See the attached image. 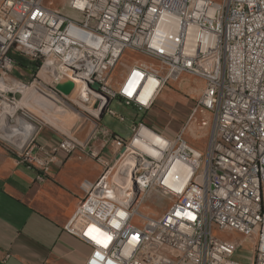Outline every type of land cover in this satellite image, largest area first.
Here are the masks:
<instances>
[{
	"label": "built area",
	"instance_id": "obj_1",
	"mask_svg": "<svg viewBox=\"0 0 264 264\" xmlns=\"http://www.w3.org/2000/svg\"><path fill=\"white\" fill-rule=\"evenodd\" d=\"M67 5L70 13L63 15L45 0H0V141L18 153L20 164L37 169L39 178L60 157L90 158L104 165L101 178L65 226L92 247L85 264H264V0H68ZM45 50L55 51L49 73L55 79L65 82L78 75L77 101L63 100L38 82ZM127 50L163 64L165 77L143 64L138 67L158 79L161 90L184 73L204 81L190 120L197 122L199 113L201 126L207 127L206 114L214 115L205 151L186 140V127L168 138L139 123L129 141L109 134L101 142L99 130L87 142L72 132L62 133L51 151L40 154L32 129L19 120L33 113L22 106L21 89L85 106L94 119L102 109L92 108L95 84L111 99L120 97L147 109L154 100L146 106L124 94L121 86L111 90L110 74ZM14 53L29 61V70L34 68L30 82L11 77L17 64ZM144 127L166 144L161 159L132 146ZM97 141L102 148L112 144L123 153L133 152L132 162L144 156L139 174L130 175L120 166V180H113L111 162ZM178 163L191 172L189 181L166 186L169 169ZM151 190L170 201L161 216L137 209ZM192 198H200V215L187 211ZM105 202L110 209L102 215ZM136 216L141 225L133 223ZM91 225L103 231L106 245L89 235ZM235 233L253 241L249 262L236 259L238 242L220 236Z\"/></svg>",
	"mask_w": 264,
	"mask_h": 264
},
{
	"label": "crops",
	"instance_id": "obj_2",
	"mask_svg": "<svg viewBox=\"0 0 264 264\" xmlns=\"http://www.w3.org/2000/svg\"><path fill=\"white\" fill-rule=\"evenodd\" d=\"M183 82L176 85V90L183 96H189L190 83ZM196 84L198 86L201 82ZM176 94L166 96L162 93L149 108L143 110L134 104H127L120 97H114L102 119L90 116L91 120L75 125L72 133L81 142L89 141L98 130L101 142L109 134L129 141L134 125L143 123L168 138H174L181 130L175 129L176 122L171 126L172 120L185 119L191 111L189 99L185 96L177 99ZM114 101L118 102V107L129 108L127 118L111 108ZM177 104L181 110L174 116L169 107L174 109ZM162 118H168V122L164 123ZM50 119L53 120L52 117ZM31 129L40 154L51 151L63 138L58 128L47 123L40 122ZM189 129L195 135L194 127ZM99 141L97 147L102 156L112 162L116 156L115 148L112 144L102 148ZM205 148L199 150L204 151ZM103 172L104 165L96 160L60 157L39 178L37 169L20 164L18 153L10 151L0 141V264H85L92 247L67 233L65 226Z\"/></svg>",
	"mask_w": 264,
	"mask_h": 264
},
{
	"label": "rangeland",
	"instance_id": "obj_3",
	"mask_svg": "<svg viewBox=\"0 0 264 264\" xmlns=\"http://www.w3.org/2000/svg\"><path fill=\"white\" fill-rule=\"evenodd\" d=\"M67 1L68 0H45L46 4L53 10L58 11L59 13L63 14V15H69L70 11L67 5ZM13 57L17 60V64L16 67L14 69L13 74L11 75L12 78H17L19 80H22L23 82L27 83L30 82L32 80V71L34 72V68L33 70H29L27 67H29V61L26 60L25 58L21 57L20 55L14 53ZM141 64H143L144 66L150 68H153L155 70H158L159 72V76H166L167 74V70L165 68L160 69L161 67H164L163 64L155 58L149 57V56H145L144 54H142L139 51H135V50H127L122 58L119 60L116 68L111 72L110 74V79H111V90L112 91H118L120 86L122 85V83L124 82L125 78L127 77V75L129 74V72L133 69V68H138ZM187 78V79H185ZM184 80L185 83H190V95L189 96H185L187 99H189V108H190V115L187 118H180V121H174L172 120L173 124H171V126L174 125V123L176 122L178 125L176 127L175 125V129L177 130H183L186 127V139L187 141L191 144L192 147L196 148V149H201L202 147H206L209 141V138L211 136L212 130H213V119H214V115L212 114H206L207 118L210 120V125L207 127H202L200 120L202 118V115L197 113V122H195V118L190 120V117L194 111V109L197 106L198 100L200 99L203 90H204V81L202 79H200L199 77H196L194 75L188 74V73H184L182 74V76L180 77V79L178 81H173L171 80L168 84L166 83L165 86H163L162 88V93L167 96V94H176V98H182L184 97L182 92L176 90V85H179L180 83H182ZM199 81V83L201 82V85L199 88L197 86V82ZM183 82V83H184ZM198 89V90H197ZM30 91V90H28ZM161 93V95H162ZM34 94V93H33ZM36 95V94H34ZM160 95V96H161ZM37 96L34 97V100H36ZM17 98L20 100L22 99V95L18 94ZM76 98V95L74 96V100ZM38 100V99H37ZM77 101V100H76ZM33 104V101H32ZM179 104H177V107H175L174 109L169 107L171 112H173L174 116H177L178 110H181V107L178 106ZM75 106L78 110H80L83 113H86L88 115V113L86 112V110L82 109V106L79 108L77 107L75 104L73 105ZM39 109V107H37ZM111 108L117 110V112H121L126 118L128 116V112H129V108L122 106V107H118V102L114 101L111 104ZM173 109V111H172ZM59 110V111H58ZM58 111V113H57ZM60 111H63L64 114H61ZM60 112V113H59ZM45 113V112H44ZM75 113V114H74ZM52 115L50 116V118L52 117L51 120L48 116H45V118L47 119H43L42 117H40L37 114H34V112L32 114H23L21 117L25 120H27L29 123L32 124V126L37 125L38 123H47L50 124L56 128H58V133H65L70 135V133L73 131V128L75 125H77L79 122H85L86 119L81 117L80 114L76 113L75 111H73L70 107H68V105H66V103L64 102H59L58 107L56 109L53 110V112L51 113ZM61 117L64 119V123L61 124L62 128L59 126L58 127V116L60 118ZM29 118V119H28ZM56 118V119H55ZM161 120V118H159ZM45 120V121H42ZM163 121H165L164 123L168 122V118L164 119L162 118ZM184 120V123H181ZM181 126V127H180ZM190 126L194 127L195 130V135L192 133V131L189 129ZM37 127V126H36ZM180 131V132H181ZM205 135V136H204ZM202 137H206V139H202ZM192 139L194 141L191 142V140L189 141V139ZM205 143V145H204ZM130 149H134L133 147H130ZM206 149V148H205ZM135 150V149H134ZM137 151V150H135ZM205 151V150H204ZM114 153V152H112ZM115 158L113 159V161L110 163V168H112L113 172H116L117 169L120 168V166L122 165V159H125L128 155L129 152L127 153H123L120 150L115 149ZM170 207V201L167 197H165L161 192L157 191V190H151V192L148 193L147 196H145L139 207L137 208L139 210L140 213L143 214H147V215H151V216H161L163 215ZM134 224L136 225H141V220L139 216H136L134 218L133 221ZM220 236L223 237H227L230 238L232 241L238 242L240 244V248L239 251L237 252L236 255V259L240 262H249L252 258L253 252H254V247H253V241L251 240V238H249L246 235L240 234V233H235V234H220Z\"/></svg>",
	"mask_w": 264,
	"mask_h": 264
},
{
	"label": "bare ground",
	"instance_id": "obj_4",
	"mask_svg": "<svg viewBox=\"0 0 264 264\" xmlns=\"http://www.w3.org/2000/svg\"><path fill=\"white\" fill-rule=\"evenodd\" d=\"M55 61V51L45 50L40 57V64L38 66V82L50 89L53 93H57V96L63 100H74V92L79 87L78 75H71L70 81L75 83L74 88L70 95H64L57 90V85L64 81H58L52 75L50 71L52 69V63ZM11 82V79H8ZM200 85L198 86V88ZM121 90L124 94L138 102L148 106L158 95L161 93V83L155 77L149 75L144 70L133 68L124 82L121 85ZM24 92V98L21 102L23 107H27L30 111L39 115L43 119L45 116L52 115L54 109L57 108L59 102L55 99L43 94L37 89H31L28 91L26 88L21 89ZM51 92V93H52ZM36 95H34V94ZM37 96L36 100L34 97ZM33 101V104H32ZM39 107V109L37 108ZM82 109L88 110L87 107L82 106ZM59 111V110H58ZM45 112V113H44ZM64 114L63 111H60ZM59 112V113H60ZM75 114V113H74ZM60 115V114H59ZM20 123L23 124L29 130L31 127L25 122L23 118H20ZM47 121V119H46ZM62 117L58 116V126L62 128ZM2 128L0 127V130ZM132 146L137 148L143 154L153 155L161 159L166 153V144L159 135L150 129L144 127L139 134L134 138ZM127 153V152H125ZM133 161V152H129V155L122 159L121 171H128L130 175H138L140 172V164H144V156H137V162ZM191 172L183 164H176L169 169L168 175L164 179L166 186L172 187L179 182L189 181ZM113 180H120V172H113ZM200 198H192V203H187V211H190L192 215H200ZM110 209V203L105 202L101 209V214L104 215ZM89 235L96 240H101L105 245L107 244L106 235L103 231L99 230L95 225H91L89 228Z\"/></svg>",
	"mask_w": 264,
	"mask_h": 264
},
{
	"label": "water",
	"instance_id": "obj_5",
	"mask_svg": "<svg viewBox=\"0 0 264 264\" xmlns=\"http://www.w3.org/2000/svg\"><path fill=\"white\" fill-rule=\"evenodd\" d=\"M75 83L73 81H65L62 83H59L57 85V90L60 91L61 93H63L64 95H70L73 88H74ZM100 84H95L94 85V95H95V101L93 103V109H97L100 105H102V109L99 115V119H102L103 116L106 114V111L112 101V99L110 98L109 95H107L106 93L100 91ZM64 103H66V105H68V107H70L73 111H75L76 113L80 114L81 117L85 118L86 120H91L90 116L87 115L86 113L81 112L80 110H78L75 106L71 105L70 103L63 101ZM97 125V124H96ZM133 189L134 192L136 194L139 193V190L136 186L135 183H133Z\"/></svg>",
	"mask_w": 264,
	"mask_h": 264
}]
</instances>
